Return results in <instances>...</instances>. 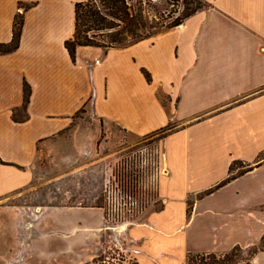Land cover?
<instances>
[{
    "label": "crops",
    "instance_id": "obj_1",
    "mask_svg": "<svg viewBox=\"0 0 264 264\" xmlns=\"http://www.w3.org/2000/svg\"><path fill=\"white\" fill-rule=\"evenodd\" d=\"M77 1L84 0H0V43L11 40L14 18L23 14L18 48L0 54V194L32 186L40 163L46 170L62 164L63 178L85 168L93 180L103 154L97 127L141 138L172 126L162 139L160 208L131 229L140 240L136 264H185L190 253L258 244L264 0H201L205 7L175 27L128 45L78 46L73 61L64 43L74 34ZM20 3L31 6L23 11ZM24 81L27 116L14 121ZM81 118L95 130L84 141ZM72 213L96 234L97 206L63 207L59 223L67 225ZM250 264H264V249Z\"/></svg>",
    "mask_w": 264,
    "mask_h": 264
},
{
    "label": "rangeland",
    "instance_id": "obj_2",
    "mask_svg": "<svg viewBox=\"0 0 264 264\" xmlns=\"http://www.w3.org/2000/svg\"><path fill=\"white\" fill-rule=\"evenodd\" d=\"M168 3L160 0L141 8L135 4L131 12L139 13L144 29L154 35L167 29V24L182 14L183 3L179 6L181 10L176 6L170 8ZM115 23L118 25L104 30V34L122 29V22L115 20ZM89 32L96 40L102 36L96 34H103ZM171 129L172 126H166L151 135L134 138L117 132L100 134L97 127L96 145L103 154L98 156L93 180L88 179L85 168L79 176L70 172L63 178L59 175L62 164L55 161L47 170L48 164H38L32 186L0 194V264H136L135 247L140 240L132 235L131 229L143 224L152 211L160 208L159 182L165 173L162 139ZM80 130L81 141L95 131L90 118L80 119ZM144 156L147 163L142 173L136 166ZM155 169L157 179L149 178ZM90 205L101 212L95 235L73 213L65 218L67 225L59 223V209L77 206L88 210ZM81 222L79 227L77 224ZM258 247L264 248V242L238 249L230 255L228 264H250ZM187 259L188 255L185 264ZM199 263L197 260L193 264Z\"/></svg>",
    "mask_w": 264,
    "mask_h": 264
},
{
    "label": "trees",
    "instance_id": "obj_3",
    "mask_svg": "<svg viewBox=\"0 0 264 264\" xmlns=\"http://www.w3.org/2000/svg\"><path fill=\"white\" fill-rule=\"evenodd\" d=\"M184 8L181 16L169 22L166 28L175 27L183 22L186 17L195 13L196 11L205 7L201 0H182ZM23 11L27 10L31 4L20 3ZM131 9L125 5L123 0H84L77 1L74 4V34L73 37L66 40L64 45L67 49L71 59L75 60V51L78 46H96V47H114L120 45H128L135 41L147 38L152 34L145 30V23L140 18V14H134ZM115 20L123 23L122 29L110 34H104V30L111 29L118 25ZM23 25V14H16L12 28V38L8 43H0V54L10 53L15 51L19 46V39ZM103 32L99 40H96L94 34L89 35V31ZM106 35V36H104ZM105 37L107 40H105ZM147 78L148 75L146 74ZM31 95L30 86L24 81L23 83V102L19 109L14 110L12 116L14 121H23L26 118V107ZM3 163V162H1ZM231 170V166H230ZM234 176L230 175L225 180L220 182V185L228 182ZM264 242V235L261 237L259 243ZM240 247H234L228 254L215 253H190L188 254L187 263L193 264L194 261L199 260V264H228L231 259L230 255ZM263 247H258L257 251L263 250ZM255 251V252H257ZM221 258V260H217ZM199 258V259H198ZM209 260V262H206ZM249 264V263H248Z\"/></svg>",
    "mask_w": 264,
    "mask_h": 264
},
{
    "label": "built area",
    "instance_id": "obj_4",
    "mask_svg": "<svg viewBox=\"0 0 264 264\" xmlns=\"http://www.w3.org/2000/svg\"><path fill=\"white\" fill-rule=\"evenodd\" d=\"M123 1H124L125 5L128 7V9H131V7L134 6L135 4H137L139 7L140 6L144 7L145 5L153 4L156 1H160V0H123ZM165 1L170 2V3H168L170 8L176 6V7H178V10H181V7H179V6L182 5V3H183L182 0H165ZM177 17L178 16H176V18ZM173 19H175V17ZM161 156H162V154H161ZM146 163H147V160H146L145 156H144V160L140 159V158L138 159V163H137V166H136V169H139L138 172H142L143 173V169L146 167L145 166ZM134 172H135V170H134ZM151 174L152 175H150L149 178L153 177V178L157 179L158 170L155 169V171H152Z\"/></svg>",
    "mask_w": 264,
    "mask_h": 264
},
{
    "label": "bare ground",
    "instance_id": "obj_5",
    "mask_svg": "<svg viewBox=\"0 0 264 264\" xmlns=\"http://www.w3.org/2000/svg\"><path fill=\"white\" fill-rule=\"evenodd\" d=\"M123 225V224H122Z\"/></svg>",
    "mask_w": 264,
    "mask_h": 264
}]
</instances>
